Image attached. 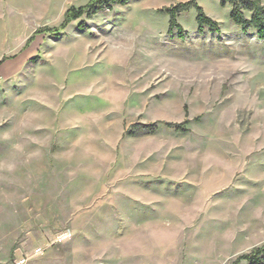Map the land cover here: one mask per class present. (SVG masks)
Instances as JSON below:
<instances>
[{
  "label": "rangeland",
  "instance_id": "1",
  "mask_svg": "<svg viewBox=\"0 0 264 264\" xmlns=\"http://www.w3.org/2000/svg\"><path fill=\"white\" fill-rule=\"evenodd\" d=\"M87 1L0 0V264H232L264 243V39L131 0L26 45Z\"/></svg>",
  "mask_w": 264,
  "mask_h": 264
},
{
  "label": "trees",
  "instance_id": "2",
  "mask_svg": "<svg viewBox=\"0 0 264 264\" xmlns=\"http://www.w3.org/2000/svg\"><path fill=\"white\" fill-rule=\"evenodd\" d=\"M131 0H88L85 4L80 6H70L63 14V19L57 27L42 26L37 28L33 35L26 40V45L33 39L34 34L50 32L59 34L60 30H63L71 21L76 20L83 15L90 17L99 11L110 10L115 5H126ZM222 7L229 4L231 9L229 11V17L232 22L239 26L243 33H247L248 30H255L257 36L264 39V0H219ZM194 9L196 12V23L198 30L201 32L204 27H207L210 31H219L218 22L209 17L199 5L196 0H187L178 2L165 8L169 20H168V32L176 30L180 38L183 37V30L177 21V16L181 12ZM81 27H84V21L80 23ZM5 57L0 59V64L4 61ZM188 121L182 123L167 122L166 126L174 128L177 131L185 132L188 128L185 124ZM158 129L156 123H136L132 131L129 134H152ZM241 261H246L248 264H264V243L253 246L249 252L237 256L232 264H239Z\"/></svg>",
  "mask_w": 264,
  "mask_h": 264
},
{
  "label": "built area",
  "instance_id": "3",
  "mask_svg": "<svg viewBox=\"0 0 264 264\" xmlns=\"http://www.w3.org/2000/svg\"><path fill=\"white\" fill-rule=\"evenodd\" d=\"M66 234L58 236L57 240H61L62 237H64ZM25 262V259L21 260L20 263L23 264Z\"/></svg>",
  "mask_w": 264,
  "mask_h": 264
}]
</instances>
